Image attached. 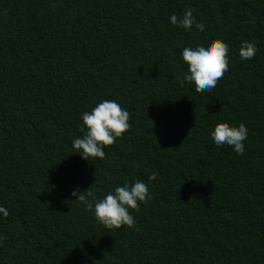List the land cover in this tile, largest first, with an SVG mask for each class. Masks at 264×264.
Returning a JSON list of instances; mask_svg holds the SVG:
<instances>
[{
    "label": "trees",
    "instance_id": "1",
    "mask_svg": "<svg viewBox=\"0 0 264 264\" xmlns=\"http://www.w3.org/2000/svg\"><path fill=\"white\" fill-rule=\"evenodd\" d=\"M187 7L203 30L168 22ZM210 39L228 70L180 86L181 49ZM104 99L130 127L87 161L71 140ZM223 121L246 125L242 155L212 143ZM151 173L131 228L71 195ZM0 205V264H264V0H0Z\"/></svg>",
    "mask_w": 264,
    "mask_h": 264
},
{
    "label": "clouds",
    "instance_id": "2",
    "mask_svg": "<svg viewBox=\"0 0 264 264\" xmlns=\"http://www.w3.org/2000/svg\"><path fill=\"white\" fill-rule=\"evenodd\" d=\"M168 22L176 27H182L191 31L194 27L197 31L204 29V23L197 21L193 15V9H184L181 17L172 13ZM229 47L222 39H210L206 42L189 44L181 49L180 56L186 65V71L182 79H178L180 86L185 82H191L195 91L210 92L228 70ZM257 49L254 43L243 40L238 49L240 60H251ZM82 121L81 136L71 140V147L76 154L84 160L90 158L102 159L105 155L104 148L112 145L116 139L130 127L129 112L126 108L110 99H104L95 104L90 111L80 113ZM248 129L244 123L229 124L227 121L219 122L210 129L209 137L216 147L230 146L237 155L245 151L244 141L247 139ZM156 179V174L151 173L145 179H134L117 185L112 191L98 198L97 194L88 188L81 191L76 186L71 195L74 201L83 204L85 210L91 211L95 220L106 229L131 228L135 224V218L129 209H137L138 202H146L152 198L149 191V183ZM147 181V182H146ZM8 210L0 205V217H7Z\"/></svg>",
    "mask_w": 264,
    "mask_h": 264
}]
</instances>
